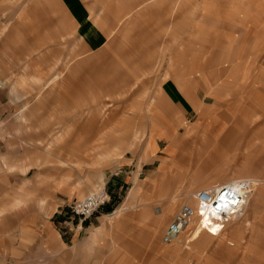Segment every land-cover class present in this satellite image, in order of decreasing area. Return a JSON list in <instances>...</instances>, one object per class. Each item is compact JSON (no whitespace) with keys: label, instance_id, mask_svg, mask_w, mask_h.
Listing matches in <instances>:
<instances>
[{"label":"rangeland","instance_id":"rangeland-1","mask_svg":"<svg viewBox=\"0 0 264 264\" xmlns=\"http://www.w3.org/2000/svg\"><path fill=\"white\" fill-rule=\"evenodd\" d=\"M122 4L125 17L96 51L63 32L57 39L9 40L0 53V65H12L0 68V264H244L248 259L250 226L241 229L234 245L228 242L231 226L244 227L246 215L223 228L211 222L204 245L177 243L173 251L177 240L161 242L180 204L195 205L191 194L200 188L193 186L174 198L156 252L139 242L132 254L120 250L111 233L96 248L79 246L101 211L84 221L77 238L63 233V221L71 220L68 205L76 199L105 188L115 210L162 159L172 161L181 153L190 172L199 167L228 175L248 161L250 171L264 178V71L259 69L264 0ZM166 129L192 132L194 142L170 153L159 135ZM211 130L218 138L232 130L236 136L215 150L211 142L202 143ZM61 133V142L50 145ZM17 197L21 202L15 205ZM141 200L126 209L160 204L156 195ZM49 226L62 234L59 248L46 246ZM132 232L143 227L137 224ZM193 249L200 253L196 261Z\"/></svg>","mask_w":264,"mask_h":264},{"label":"crops","instance_id":"crops-1","mask_svg":"<svg viewBox=\"0 0 264 264\" xmlns=\"http://www.w3.org/2000/svg\"><path fill=\"white\" fill-rule=\"evenodd\" d=\"M122 1L123 0H0V53L4 50L9 40H38L46 39L47 37L50 39H57L58 33L63 32L73 34L75 39L81 42V45L87 51H96L108 42L111 31L120 23L121 18L125 17L124 9L126 8L123 6ZM129 1L130 0H128V2ZM126 6H129V4ZM97 19L98 22L105 26L99 25V23L96 22ZM11 66L10 64L9 66H1L0 68L9 70ZM259 69L260 72H263L264 66ZM14 86L18 87L19 84H15ZM172 119L174 120V118ZM216 133V131L212 132V130L209 134L205 133V137L202 138L203 145L207 146V144L211 142L212 147L217 150L223 144H230L236 136L233 130L226 133L225 136L221 138L216 137ZM231 133L232 135H230ZM159 135L167 140L170 153H174L175 149L188 147L189 144L191 145V141L192 143L194 142V140H192L193 133L188 131L180 134L175 130L166 129L161 131ZM173 136L174 138H172ZM62 138V133L56 135L54 139L50 141V145L54 146L59 144ZM211 139H213V141H211ZM216 139L219 141L220 146H217ZM114 154L118 155L120 152L115 148ZM214 157H216L215 153L211 159ZM143 162H146V160ZM186 163H188V157H185L183 153L175 157L172 161L162 159L158 170H156L157 168L150 170L148 173L149 176L147 174L145 179L139 182L138 185L129 192L123 204H121L122 202L120 203L121 205L118 204V206H120L117 209L108 213L103 211V208L107 206L114 208V206L110 205L111 201L102 207L101 215L95 216L94 222H89L92 227L89 228L88 235L80 242L79 246L96 248L100 244H103L101 240L102 236L106 233H111L112 236L115 237V240H118L117 242L120 244V250L128 249L132 254V252L134 253L135 251L136 245H138L137 242H139L142 246L148 245L153 252H156L158 248L156 237L167 217V213H169L173 206L174 198L181 194L186 195L187 191H190L188 188L192 186L199 187L200 189H209L229 183V180L234 181L236 178H241L242 180L254 181L257 187L255 191L251 192L245 199V207L241 214V216L246 215L244 227L242 224H240L239 227L232 225L230 229L232 237L230 236L228 242L230 245L235 243L234 238H240L238 236L242 232L241 229L250 226V228H247L250 231L249 244L247 245L248 259L244 264H264V178L259 176V174H257L258 172L253 174L250 171L248 161L243 162L239 168L228 175L223 169L218 172H210L208 170H204L203 172L199 167L193 172H190V165L187 168ZM148 177L150 178L147 179ZM135 184H137V182ZM210 185L211 187L206 188ZM150 195L159 197L158 201L160 204L155 205L152 204V201H149L143 202L139 209H126V204L129 205L134 203L138 197L142 199L141 201H144V199L149 198ZM20 202L21 198L17 197L14 204L16 205ZM188 202L191 204L190 201ZM193 202L196 204L194 199ZM3 209L4 208H0V213L3 212ZM62 214L65 215V212ZM68 217L71 218V222L66 220L63 221L67 224V230L63 233L66 234L69 240H72L80 235L83 223L86 220L79 221L71 215ZM195 217L196 220L184 229L185 231L189 230V233L182 240L178 239L179 236L177 237V242H175V245L172 247L173 251H177V243L188 245L190 242H194L199 245H204L209 241V237L206 236V233H209L213 226L212 223L207 221L200 232L197 235H193L192 233L199 220V217ZM89 223H86V226L88 225L87 227H90ZM137 224L143 227V232L135 234L132 231ZM49 227L47 240L45 242L46 246L51 249L55 247L59 248V244L61 245V242L64 241L61 236L62 234L52 229L51 226ZM86 230L88 229H83V231ZM245 253L246 251H244V254ZM192 256L196 261L200 258V253L197 254L196 250L193 249ZM121 263L122 262H118V264Z\"/></svg>","mask_w":264,"mask_h":264},{"label":"built area","instance_id":"built-area-1","mask_svg":"<svg viewBox=\"0 0 264 264\" xmlns=\"http://www.w3.org/2000/svg\"><path fill=\"white\" fill-rule=\"evenodd\" d=\"M251 191L250 181L238 180L235 184H223L218 189L211 187L209 189L197 190L195 199L200 208L210 205L213 207L218 217L214 216L210 219L216 221L215 224L219 223L220 228H223L229 220H227V217L232 212V209H236L239 205L242 207L244 204L243 197ZM221 194H224V199H220ZM109 201V192L105 188H101L81 199H76L72 204L68 205L67 212L79 221H84L94 213L101 211L102 207L109 203ZM193 215L194 209L190 204L186 202L180 204L172 219L163 229L161 242L167 244L173 241L189 224Z\"/></svg>","mask_w":264,"mask_h":264},{"label":"bare ground","instance_id":"bare-ground-1","mask_svg":"<svg viewBox=\"0 0 264 264\" xmlns=\"http://www.w3.org/2000/svg\"><path fill=\"white\" fill-rule=\"evenodd\" d=\"M172 138H174V136L172 137ZM172 140V139H171ZM170 140V141H171ZM172 142V141H171ZM199 171V170H198ZM203 172H204V170H203ZM207 172V171H206ZM202 173V172H201ZM200 173V174H201ZM189 175V174H188ZM201 175H203V174H201ZM205 176V175H204ZM207 177V176H206ZM200 178V177H199ZM185 179H187V178H185ZM243 180H246V179H243ZM190 181V180H189ZM248 181H250V187H251V189H252V191L251 192H253L254 190H255V188H256V183L254 182V181H252V180H248ZM230 183H233V184H235V182L234 181H229V183H225V184H230ZM179 184V183H178ZM215 186V185H214ZM182 187H184V186H182ZM215 188H217L218 189V187H215ZM199 190H201V189H199ZM250 192V193H251ZM191 193V192H190ZM195 193H196V191L194 192V193H192L191 194V196H192V198L195 200V202H196V204H195V206L194 205H191L189 202H186V203H188V204H190L192 207H193V209H194V215L192 216V218H191V220H190V222H189V224L186 226V227H188L191 223H192V221H193V219H194V217L195 216H197V217H199V220H198V222H197V226L195 227V229H194V231H193V235H197L199 232H200V230L204 227V225L207 223V221H210V222H216V221H213V220H211L210 218L211 217H218V214H216V212L214 211V209H213V207L210 205V206H206L205 208H200L199 207V205H198V202L196 201V199H195ZM250 193H248L247 195H245L244 197H243V202H244V204L242 205V207L239 205L236 209L234 208V209H232V212L229 214V216L227 217V220L229 219V220H232V219H234V218H239L240 216H241V214H242V212H243V208L245 207V199L248 197V195L250 194ZM187 194V193H186ZM189 194V193H188ZM185 195V194H184ZM190 195V194H189ZM193 204V203H192ZM241 210V211H240ZM230 211H231V209H230ZM229 213V212H228ZM186 227L184 228V229H186ZM184 229H183V231H184ZM182 232V231H181ZM180 232V233H181ZM179 233V234H180ZM179 235H177L176 236V238L174 239V240H176L177 239V237H178ZM173 240V241H174Z\"/></svg>","mask_w":264,"mask_h":264},{"label":"trees","instance_id":"trees-1","mask_svg":"<svg viewBox=\"0 0 264 264\" xmlns=\"http://www.w3.org/2000/svg\"><path fill=\"white\" fill-rule=\"evenodd\" d=\"M112 210H113V208H112L111 206H107V207H104V208H103V211H104L105 213L111 212Z\"/></svg>","mask_w":264,"mask_h":264},{"label":"snow or ice","instance_id":"snow-or-ice-1","mask_svg":"<svg viewBox=\"0 0 264 264\" xmlns=\"http://www.w3.org/2000/svg\"><path fill=\"white\" fill-rule=\"evenodd\" d=\"M220 199H224V194H221Z\"/></svg>","mask_w":264,"mask_h":264}]
</instances>
